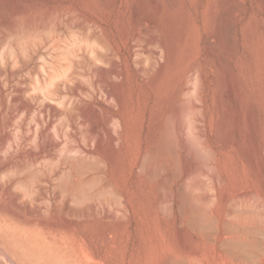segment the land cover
<instances>
[{"label": "rangeland", "instance_id": "rangeland-1", "mask_svg": "<svg viewBox=\"0 0 264 264\" xmlns=\"http://www.w3.org/2000/svg\"><path fill=\"white\" fill-rule=\"evenodd\" d=\"M0 10V264H264V154L248 150L244 131L255 105L258 143L264 138V0H0ZM227 20L231 33L217 40ZM154 36L165 46L161 59ZM170 40L178 68L169 62ZM197 82L201 100L192 97ZM190 97L202 110L211 166L195 162L193 155L202 158L195 150L180 151L186 121L174 150L155 153L169 115ZM109 116L120 125L113 155ZM194 165L207 170L194 176ZM215 175L229 179L217 184ZM246 189L255 201L222 200ZM242 241L250 245L235 251Z\"/></svg>", "mask_w": 264, "mask_h": 264}, {"label": "bare ground", "instance_id": "bare-ground-1", "mask_svg": "<svg viewBox=\"0 0 264 264\" xmlns=\"http://www.w3.org/2000/svg\"><path fill=\"white\" fill-rule=\"evenodd\" d=\"M139 2V1H138ZM155 2H157V1H155ZM111 4H113V3H111ZM156 4V3H155ZM13 6V5H12ZM113 6V5H112ZM18 6H16V8H17ZM18 8H20V7H18ZM18 8H17V10H18ZM11 9V8H10ZM14 9H15V7H14ZM22 9V8H21ZM142 8H141V3H139V4H137L136 5V11L138 12V13H136L137 14V17L139 18L140 16H141V14H140V10H141ZM12 10H13V8H12ZM0 11H3V10H0ZM7 11H9V9L7 10ZM19 11V10H18ZM13 12V11H12ZM23 12V11H22ZM229 12V11H228ZM14 14H15V12H13ZM16 13H17V11H16ZM224 16H228V15H224ZM230 17V16H229ZM228 17V18H229ZM227 18V19H228ZM222 19V18H221ZM235 19V18H234ZM224 20H226V18L224 19ZM223 21V20H222ZM222 21H221V23H222ZM228 21L229 20H227V22L220 28V29H218V30H216V31H218V32H214L215 34H214V36H215V38L218 40V39H220V37H222V36H220L221 34H229V32H230V29L232 28L231 27V25H230V23H228ZM212 24V23H211ZM222 25V24H221ZM141 33H142V31H141ZM141 33H138V35H137V38L135 39L136 41H139L140 40V38H141ZM231 33V32H230ZM143 36V35H142ZM226 37V36H225ZM227 38H228V36H227ZM227 38H226V40H227ZM171 39H173V38H171ZM212 39H213V37H212ZM228 40H231V39H228ZM135 41V42H136ZM152 41L158 46V47H160L161 48V50H160V52L158 51V52H154V55H155V57H157V58H159V59H161L162 58V56H163V49L165 48V46H164V44H163V42L162 41H160L159 39H158V37H153L152 38ZM213 41V40H212ZM217 43H218V41H216ZM231 42V41H230ZM233 42V41H232ZM215 43V42H214ZM221 43V42H220ZM213 45V44H212ZM230 45V44H229ZM233 45V44H232ZM231 46V45H230ZM234 46V45H233ZM237 46V45H236ZM211 48V47H210ZM236 50H237V48H235ZM214 49L213 48H211V50L206 54V55H208L210 58H212V57H214L215 56V53H214V51H213ZM216 50V49H215ZM136 50L134 49V47L132 48V50H131V55L132 56H136L137 54H136V52H135ZM167 52H168V55H169V62H170V64H171V67L172 68H178V66H179V64H180V59H179V57H178V52H177V46H176V44H175V42L174 41H172V40H170V42H169V44H168V46H167ZM111 54H112V52H110ZM153 53V52H152ZM191 54H192V52H191V50H188V56H189V58L191 57ZM218 54H217V52H216V56H217ZM192 58V57H191ZM205 58H206V56H205ZM204 58V59H205ZM111 63H113L114 64V59L113 58H110V59H108ZM208 60V59H207ZM218 64L219 65H221L222 67H224L223 65H225V64H223L222 62H221V59H219L218 58ZM258 60H260V59H258ZM187 64L185 65V66H187L188 68H190L191 70H193V72H192V74L194 75V74H198L199 73V65H198V63L196 62V61H194V60H190V59H187ZM211 62V61H210ZM113 64H111V65H113ZM117 65V64H116ZM230 65V64H229ZM231 66V65H230ZM230 66H229V68H227L228 69V71H229V73H230V78L232 79V80H234L235 79V77L233 76L232 77V75H233V72H232V66H231V68H230ZM226 67V66H225ZM140 74H141V77H143L142 79H144L145 81L144 82H146L148 79H147V71L145 70V68L144 67H140ZM150 72V71H149ZM112 73L113 74H115V75H119V72H118V70L116 69V68H113L112 69ZM234 78V79H233ZM149 79H152V77H150ZM177 79V78H176ZM179 79V78H178ZM221 80V79H220ZM177 81V80H176ZM176 81H175V84H176ZM236 81V80H235ZM218 82H220L219 81V79H218ZM186 93H188V92H186ZM193 93V92H192ZM194 93H195V95L193 94V99H195V100H197V99H199V100H201V98H202V96H203V89L200 87V84L197 82L196 83V85H194ZM221 95H224V88H222V90H221ZM177 96V95H176ZM187 96V95H186ZM185 96V97H186ZM195 96V97H194ZM189 97V96H188ZM224 97H225V95H224ZM224 97L223 98H221L222 99V101H224L223 99H224ZM191 97L188 99V102H185L186 104L184 105V106H179V107H177L174 111H173V113H171L170 115H169V119H168V123H167V126H166V129H165V132L163 133V141H162V144L160 145V147L158 146V148H157V150H156V155L157 154H159V153H161V155L164 153V152H167V150H168V148H172V147H170L172 144L174 145V144H176V143H178V137H176L177 135H176V133L178 132V135L180 134V135H182L183 134V127H182V125H183V123H185V121L188 123V129H189V131H187V132H189V134L190 135H188V133L187 134H185L184 136L186 137L185 138V145L184 144H182V150H180L179 148V150L180 151H182V152H184L183 150L185 149V151L187 152V157H188V154H189V156L191 157V150H195L194 152H196V154H199L202 158H200L199 156H195V155H193V158L195 157V158H198V159H196V161L195 162H197V160H201V159H203L202 161H204V162H201L202 164L201 165H206V166H211L213 163L212 162H214L213 160H211V157H210V155H211V150H210V148L208 147V145H207V138H206V134H205V131H204V128H203V125L204 124H202V120H203V118H202V116H201V108H200V104L199 103H197L195 100H193ZM237 100H238V102L239 103H241L242 102V100H243V98H242V96L240 97L239 95H237ZM117 106V105H116ZM5 114V113H4ZM4 114L3 115H1L2 116V118L4 119H6V116H4ZM6 115V114H5ZM257 116H258V110L256 109V107H255V105H250V104H248V111H247V115H246V118H245V120H246V124H247V126L245 127V132H246V138H245V141H246V146L248 147V150L249 151H255V150H257L258 148H260V151H262L263 152V154H264V138H263V140H262V142L259 144L258 143V129H259V125H258V119H257ZM107 117V116H106ZM4 119V120H5ZM2 120V119H1ZM108 121H109V123L108 124H110L111 123V125H112V128H108L107 127V129H106V132L104 133V135H107V146H108V149H107V152H108V150H109V154L110 155H113L111 152H115L116 151V148H115V145H117V146H119L121 143H119V141H120V125H119V122L117 121V120H113L112 118H111V116H109L108 117ZM177 122H179V123H177ZM219 124H218V130H219V138H221V136H222V131L224 130V128H225V125H226V116H225V113H224V111H222L221 112V118H220V122H218ZM97 127V126H96ZM97 130V129H96ZM18 132V131H17ZM92 132H93V130H92ZM186 133V132H185ZM55 134V133H54ZM53 134V135H54ZM86 134H88V132H86ZM41 135V134H40ZM56 135V134H55ZM54 135V139L57 141L58 139H56L55 136ZM103 135V134H102ZM179 135V136H180ZM183 136V137H184ZM92 139H94L95 141H96V143H99V145H100V143L101 142H103V140H104V136H94L93 134H91V136H90ZM181 138V137H180ZM13 139V138H12ZM12 139L10 140V141H12ZM43 138H41V140H42ZM34 140V138H32V140H31V143H32V141ZM54 140V141H55ZM181 141H182V139H180ZM179 140V141H180ZM8 141V140H7ZM18 141V140H17ZM35 141H36V139H35ZM45 141V140H44ZM59 141V140H58ZM74 142V141H73ZM121 142V141H120ZM7 143H9V142H7ZM19 143V142H18ZM37 143V142H36ZM40 143H41V141H40ZM119 143V144H118ZM35 144V143H34ZM184 145V146H183ZM7 146V145H6ZM62 146H64L63 144H62ZM116 146V147H117ZM177 146V145H176ZM22 147V146H21ZM34 147V146H33ZM6 148V147H5ZM15 148V147H14ZM17 148V147H16ZM45 148V147H44ZM43 148V149H44ZM26 149V148H25ZM36 149V148H35ZM42 149V150H43ZM173 149V148H172ZM177 149V150H178ZM5 150V149H4ZM174 150V149H173ZM15 152H17V149L16 150H14ZM78 151V150H77ZM1 152L3 153V150H1ZM62 152H64V151H62ZM173 152V151H172ZM1 153V154H2ZM67 153H69V152H67ZM67 153H63V156L66 154L67 155ZM73 153V152H72ZM59 154V153H58ZM165 154H168V152L167 153H165ZM171 154V153H170ZM186 154V153H185ZM193 154V153H192ZM65 155V156H66ZM214 155V154H213ZM62 155L60 156V158L61 157H63ZM70 156V155H69ZM155 156V155H154ZM168 156V155H167ZM215 156V155H214ZM12 157V156H11ZM28 157H29V159H31V160H33V158H34V155H33V153L32 152H29V155H28ZM68 157V155L66 156V157H63V160L65 159V158H67ZM72 156H70V158H71ZM149 157V156H148ZM159 157V156H158ZM165 157V156H164ZM186 157V158H187ZM59 158V159H60ZM70 158H69V160H70ZM154 158V157H153ZM162 158V157H161ZM168 158V157H167ZM177 159V158H176ZM189 159V158H188ZM187 159V160H188ZM55 160V159H54ZM65 160H67V159H65ZM173 160V159H172ZM186 160V161H187ZM195 160V159H194ZM264 160V159H263ZM167 161V160H166ZM168 161H170V160H168ZM186 161H185V163H186ZM189 161V160H188ZM45 162H46V160H45ZM48 162V161H47ZM178 162V161H177ZM39 163V162H38ZM42 163H43V161H42ZM65 163H66V161H65ZM170 163H172V162H170ZM188 163V162H187ZM186 163V164H187ZM204 163V164H203ZM43 164H45V163H43ZM192 164V163H191ZM194 164V163H193ZM38 165V164H37ZM36 165V166H37ZM49 165H50V163H49ZM48 165V166H49ZM174 165V164H173ZM177 165V164H176ZM170 166V165H169ZM206 166H204L205 168H206ZM35 167V166H34ZM174 167V166H173ZM176 167V166H175ZM204 167H202V166H195L194 165V167H192V168H190L189 170L191 171V170H194L195 171V173L194 174H196V172H197V174L199 173L200 174V176H201V172H202V174H204L205 172H203L204 170H207V168L205 169ZM213 168H214V166H212ZM26 168H28V167H26ZM209 168V167H208ZM213 168H211V169H208V170H210V171H212L213 170ZM263 168H264V162H263ZM2 169V168H1ZM29 169H30V166H29ZM28 170V169H27ZM181 170H182V168H181ZM188 170V169H187ZM215 170V169H214ZM178 171V170H177ZM209 171V172H210ZM69 172V171H68ZM180 172V171H179ZM188 172V171H187ZM208 172V173H209ZM34 174H35V172H33ZM33 173H32V175H33ZM67 173V172H66ZM178 173V172H177ZM192 173V172H191ZM210 173H212V172H210ZM209 173V174H210ZM19 174V173H18ZM28 175L30 174V173H27ZM197 174L196 175H194V176H197ZM198 174V175H199ZM213 174V173H212ZM212 174H210V175H212ZM67 175H69V174H66V176ZM8 176V175H7ZM9 176H12V175H9ZM30 176H31V174H30ZM191 176L193 177V174H191ZM199 176V177H200ZM1 177V176H0ZM190 178V177H189ZM206 178H208V177H206ZM34 179V178H33ZM63 179V178H62ZM202 179H204V178H202ZM215 179H216V182H217V184H224V183H226L227 182V180L229 179L227 176H224V175H215ZM192 180H193V178H192ZM198 180V179H197ZM30 181V180H29ZM189 182H191L190 180H188ZM194 181V180H193ZM31 182H32V179H31ZM43 182V181H42ZM60 182H61V180H60ZM188 182V183H189ZM195 183H197V181H194ZM193 182V183H194ZM200 181H198V183H199ZM188 183H187V185H188ZM63 184V183H62ZM20 185H21V183H20ZM81 185V184H80ZM186 185V184H185ZM195 185V184H194ZM206 185H207V183H206ZM32 186V185H31ZM62 186V185H61ZM196 186V185H195ZM200 186V185H199ZM198 186V184H197V186L196 187H199ZM18 187V186H17ZM17 187L16 188H14L15 190H17ZM80 187V186H79ZM81 187H82V185H81ZM84 187H86V186H84ZM187 187V186H186ZM186 187H185V189H186ZM188 187H190V186H188ZM188 187H187V189H188ZM192 187V186H191ZM63 188H64V185H63ZM62 188V189H63ZM88 188V187H87ZM199 188H201V186L199 187ZM202 188H203V186H202ZM23 189V188H22ZM62 189L60 188V195H62V194H64L65 193V188H64V192L62 193ZM186 189V190H187ZM21 189L19 188L18 189V191H20ZM24 190V189H23ZM31 190V189H30ZM87 190V192L88 191H91V188H90V190H88V189H86ZM214 190V189H213ZM241 190V189H240ZM247 190V189H246ZM83 190L81 189V191L80 192H82ZM205 191V190H204ZM209 191V190H208ZM34 192V191H33ZM206 192V191H205ZM74 193V192H73ZM212 193V192H211ZM29 194H30V196H32V193H30L29 192ZM34 194V193H33ZM204 194V193H203ZM80 195V194H79ZM95 195V194H94ZM100 195V194H99ZM200 195H201V193H200ZM215 195V194H214ZM76 196V195H75ZM96 196H97V194H96ZM186 196V195H185ZM184 196V197H185ZM192 196H193V194H192ZM202 196V195H201ZM200 196V197H201ZM204 196V195H203ZM232 196V197H231ZM257 196V194L256 193H253V192H250V191H242V192H240V191H238V190H236L234 193H232V195H229V194H223L222 195V200L223 201H227L229 198H231L232 199V202H235V201H233V200H235V199H252V201L254 200L255 201V197ZM25 197H28L29 198V196L28 195H26ZM72 197L74 198V196L72 195ZM93 197H95V196H93ZM99 197V196H98ZM195 196H193L192 197V199L194 198ZM258 197V196H257ZM86 198H87V196H86ZM89 196H88V199L87 200H89ZM97 198V197H96ZM163 198H165V197H163ZM166 198H168V197H166ZM165 198V199H166ZM260 198V197H259ZM31 199V198H30ZM29 199V201H31ZM164 199V201H168V199H166L165 200ZM191 199V200H192ZM196 199H198V202L200 203H202L203 204V201H204V198L202 199V197L200 198V199H202L201 201L199 200V197H197ZM78 200H82L81 198L80 199H78ZM190 200V199H189ZM194 200V199H193ZM207 200H208V198H207ZM206 199H205V201H207ZM216 200V199H215ZM74 201V200H73ZM85 201V200H84ZM83 201V202H84ZM195 201V200H194ZM210 200H208V202H209ZM252 201H250V202H252ZM38 204L40 203V202H37ZM196 203H197V200H196ZM199 203H197V204H199ZM210 203V202H209ZM212 203H214V200H213V202ZM212 203H210V205L212 204ZM239 203V202H238ZM253 203V202H252ZM258 203V202H257ZM71 204V203H70ZM167 204V203H166ZM169 204V203H168ZM233 204V203H232ZM240 204V203H239ZM263 204V203H262ZM262 204H260V206L262 205ZM229 205H230V202H229ZM256 205V204H255ZM254 205V206H255ZM73 206H75V205H73ZM195 206V205H194ZM196 206H199V205H196ZM195 206V207H196ZM212 206H214L213 204H212ZM234 206V205H233ZM263 206V205H262ZM198 208V207H197ZM200 208H201V206H200ZM202 208H205L204 206L202 207ZM208 208V207H207ZM206 208V209H207ZM228 208V207H227ZM263 209V208H262ZM42 210V209H41ZM209 210V209H208ZM235 210V209H234ZM233 210V211H234ZM108 211V210H107ZM210 211V210H209ZM197 212V211H196ZM198 212H199V210H198ZM201 212V211H200ZM204 212H206L205 210H204ZM193 214H195V213H193ZM203 214V213H202ZM202 214H199L198 213V215L200 216L201 215V219L203 220H205V221H202L201 220V223L202 222H206L207 221V219H205L206 218V216L205 217H203V215ZM207 214V213H206ZM198 215H197V217H198ZM211 215V214H210ZM196 216V215H195ZM82 218V217H81ZM92 218V217H91ZM110 218H111V216H110ZM195 218V217H194ZM212 218V217H211ZM264 218V217H263ZM108 219H109V217H108ZM115 219V218H114ZM213 219H215L214 217L212 218V219H210V220H212V221H214ZM264 220V219H263ZM104 221V220H103ZM261 221V220H260ZM198 222H200L199 221V217H198ZM211 222V221H210ZM215 222V221H214ZM214 222H211V224L209 223V220H208V225L210 224V226L212 225V226H214V224H216V222L214 223ZM201 223H199V224H201ZM67 224V223H66ZM198 224V225H199ZM229 224V223H228ZM238 225V224H237ZM226 226H228V225H226ZM245 226H247V225H245ZM202 227V226H201ZM252 227V226H251ZM79 228V227H78ZM206 228H208V227H206ZM204 229V228H203ZM212 229V228H211ZM229 229V228H228ZM246 229V228H245ZM247 229H248V227H247ZM246 229V230H247ZM252 229H254V227L252 228ZM201 230V229H200ZM230 230H231V232L233 231V232H235V231H237V226H235V224H231L230 225ZM243 230V229H242ZM251 231V229L249 228L246 232H250ZM256 231V230H255ZM252 232V231H251ZM260 232V231H259ZM213 233V232H212ZM211 233V234H212ZM255 232H253V234H254ZM261 233V232H260ZM263 233H264V231H263ZM256 234V233H255ZM246 235V234H245ZM246 241V240H245ZM254 243V242H253ZM252 243V244H253ZM228 244H231V245H228ZM227 244V248L228 249H233V246H232V242L231 243H228ZM234 244V243H233ZM236 244H238V247H237V249H235V251H238V248H240L241 250L242 249H246L247 248V246L248 245H250V243H247L246 244V242H244V241H242V242H238V243H235V246H236ZM252 244H251V246H252ZM224 245V244H223ZM226 246V245H225ZM92 248H94V247H92ZM222 248V247H221ZM93 250V249H92ZM240 250V251H241ZM242 251H244V250H242ZM241 251V252H242ZM226 253V252H225ZM227 253H229V252H227ZM244 254H245V252H243ZM93 254H94V252H93ZM231 254V253H230ZM237 255V254H236ZM250 256H251V258H252V255L251 254H249ZM249 255H247V256H249ZM95 256V255H94ZM232 256V255H231ZM3 257H5V256H3ZM233 257V256H232ZM246 258V256H244V259ZM248 258V257H247ZM5 259V258H4ZM243 259V260H244ZM257 259V258H256ZM9 260V259H8ZM240 260V259H239ZM249 260V259H248ZM253 260V259H252ZM245 261V260H244ZM9 262V261H8ZM251 262V259H250V261H249V263ZM13 263V262H12ZM171 264H172V262H170ZM245 263V262H244ZM169 264V263H168Z\"/></svg>", "mask_w": 264, "mask_h": 264}]
</instances>
